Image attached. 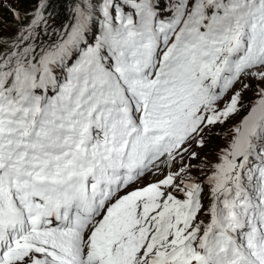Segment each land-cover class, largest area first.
Here are the masks:
<instances>
[{
    "label": "snow or ice",
    "instance_id": "snow-or-ice-1",
    "mask_svg": "<svg viewBox=\"0 0 264 264\" xmlns=\"http://www.w3.org/2000/svg\"><path fill=\"white\" fill-rule=\"evenodd\" d=\"M20 2L0 0V264H264V0H66L60 27L58 0Z\"/></svg>",
    "mask_w": 264,
    "mask_h": 264
},
{
    "label": "rangeland",
    "instance_id": "rangeland-1",
    "mask_svg": "<svg viewBox=\"0 0 264 264\" xmlns=\"http://www.w3.org/2000/svg\"><path fill=\"white\" fill-rule=\"evenodd\" d=\"M26 1V0H24ZM21 3H15L14 6L18 7L21 9V11L23 12L24 10L28 9V8H24L22 6H20ZM4 20L7 22V25H11V26H6L5 28V32L6 34H12L14 31L12 30V17L9 19H6L5 16H3ZM249 82L253 85V88L255 87V84L257 83V81L255 80H251V81H246ZM237 87H239V85H237ZM243 97H244V103L245 105H250V102L254 101L255 99V93L253 90H247L243 93ZM227 99V97L225 98ZM242 117V115H240V113L238 115H235L233 117H231V119H229L225 125L220 126L217 125L216 128L213 130L214 134L209 141L207 142V144L203 147V148H198L195 147L196 152L199 153V159H193L189 162L193 165H197L196 168L193 169L192 174L194 176L197 175H206L209 171L210 168L205 167V168H200L199 165L201 164V162H206V163H211V162H215L216 160V155H217V151L225 146L226 144V137H225V133L228 132L229 128L231 125H233L234 123L238 122L239 119ZM203 213L201 214V218H203Z\"/></svg>",
    "mask_w": 264,
    "mask_h": 264
},
{
    "label": "trees",
    "instance_id": "trees-1",
    "mask_svg": "<svg viewBox=\"0 0 264 264\" xmlns=\"http://www.w3.org/2000/svg\"><path fill=\"white\" fill-rule=\"evenodd\" d=\"M20 3H21L20 6H22L24 8H29L31 6V3L29 2V0H26V1L22 0V2H20ZM58 3L60 6L57 9V15H56L55 19H56V22L60 23V22H63L64 16L67 15V7L65 6L66 0H58ZM3 16H5L6 19L11 18V14L7 10L3 11ZM12 30L15 31L14 25L12 26Z\"/></svg>",
    "mask_w": 264,
    "mask_h": 264
}]
</instances>
